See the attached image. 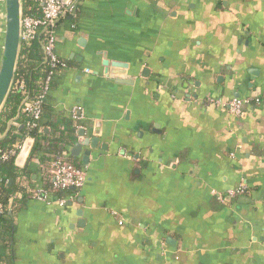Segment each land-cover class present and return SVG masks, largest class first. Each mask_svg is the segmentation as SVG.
<instances>
[{"label":"crops","instance_id":"crops-1","mask_svg":"<svg viewBox=\"0 0 264 264\" xmlns=\"http://www.w3.org/2000/svg\"><path fill=\"white\" fill-rule=\"evenodd\" d=\"M71 13L42 134L83 113L63 155L87 182L7 206L0 264H264V0H75ZM234 99L249 100L240 117L214 102ZM19 167L49 186L31 154Z\"/></svg>","mask_w":264,"mask_h":264},{"label":"trees","instance_id":"trees-1","mask_svg":"<svg viewBox=\"0 0 264 264\" xmlns=\"http://www.w3.org/2000/svg\"><path fill=\"white\" fill-rule=\"evenodd\" d=\"M24 11L36 16L41 15V8L32 0H24ZM68 15L59 20L55 26L56 29ZM47 32V30H41L33 39L23 44L16 82L0 117V137H2L0 139V175L4 180V183L0 185V204L6 207L5 212L0 214V218L7 213V206L15 208L17 202L21 200L20 198L34 197V188L28 184L31 179L28 169L20 168L16 163V157L9 160L2 158V155L12 150L15 145H23L29 138L34 140L31 160L36 158L40 162L44 177L49 184L44 189L56 193L58 197L62 195V192L72 194L74 190H53L52 161L61 159L65 163L81 168L80 165L67 160L63 155L65 147L68 146L69 142L72 143L78 135V123L74 120L69 125L67 123L69 128L66 126L67 130L65 131L58 127L55 130L56 137L50 138L48 135L42 134V129L46 126L45 123L43 124V117L47 112L46 103L42 105L43 117L39 121H36L30 113L23 110L25 101L34 102L42 94L46 81L51 75L66 70L60 65L56 68L52 67L47 60L44 51ZM61 62L67 64L66 61L61 60ZM14 119L17 120L19 126L10 125V121ZM34 123L38 126L33 127ZM49 158L51 159L50 162L47 161Z\"/></svg>","mask_w":264,"mask_h":264},{"label":"built area","instance_id":"built-area-1","mask_svg":"<svg viewBox=\"0 0 264 264\" xmlns=\"http://www.w3.org/2000/svg\"><path fill=\"white\" fill-rule=\"evenodd\" d=\"M41 8V15H35L33 13H27L24 11L23 14V31L22 40L23 44L26 41L33 39L41 30H47L48 35L45 38L44 51L47 60L50 62L52 67H57L60 65L62 68L67 69L66 63L61 62L55 53V47L57 44L58 36L57 29L55 26L59 20L70 14L74 10L75 1L74 0H32ZM1 2V0H0ZM54 75H51L46 81L44 90L42 94L34 101L24 103V111L30 113L36 121L41 120L43 117L42 105L46 103L51 82ZM214 101V100H213ZM212 102V101H211ZM219 106H225L228 110L237 117L242 116L244 107L249 103V100L234 99L230 102L223 103L221 100L214 101ZM84 119L82 112L76 110L73 112V120L78 122ZM33 127L38 125L34 123ZM23 145L17 144L14 148L2 155L3 160H9L11 158H17ZM52 188L53 190H66L74 189L79 190L87 182V172L84 168H77L69 163L63 162L61 159H56L52 161ZM4 183L2 176L0 175V185ZM246 188L241 186L238 190L229 192L228 197L234 198L237 195H241L245 192ZM220 199H224V195H219ZM34 198L43 202L51 203L53 202L51 192L46 189H35ZM60 205L65 204V200H57ZM6 207L0 204V214H3Z\"/></svg>","mask_w":264,"mask_h":264},{"label":"water","instance_id":"water-1","mask_svg":"<svg viewBox=\"0 0 264 264\" xmlns=\"http://www.w3.org/2000/svg\"><path fill=\"white\" fill-rule=\"evenodd\" d=\"M0 15V117L7 100L12 93L23 47L24 0H1ZM25 103V102H24ZM23 103V105H24ZM84 133L81 132V135ZM2 137H0L1 139ZM96 139L92 141L94 144ZM34 145L33 139H27L17 157L16 163L23 167ZM88 164V158L84 159ZM74 190V189H73Z\"/></svg>","mask_w":264,"mask_h":264}]
</instances>
